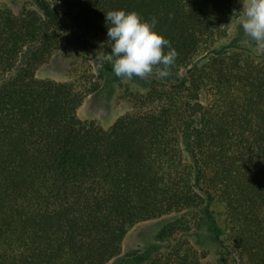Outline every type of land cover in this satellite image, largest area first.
Returning a JSON list of instances; mask_svg holds the SVG:
<instances>
[{
	"label": "trees",
	"instance_id": "1",
	"mask_svg": "<svg viewBox=\"0 0 264 264\" xmlns=\"http://www.w3.org/2000/svg\"><path fill=\"white\" fill-rule=\"evenodd\" d=\"M34 2L0 8V264H106L134 225L169 214L143 264H209L190 238L204 218L235 264H264V66L217 47L240 0ZM119 9L155 17L178 55L155 105L105 129L78 117L85 91L36 67L67 26L110 56Z\"/></svg>",
	"mask_w": 264,
	"mask_h": 264
},
{
	"label": "rangeland",
	"instance_id": "2",
	"mask_svg": "<svg viewBox=\"0 0 264 264\" xmlns=\"http://www.w3.org/2000/svg\"><path fill=\"white\" fill-rule=\"evenodd\" d=\"M0 8H8L15 15L23 9L37 10L34 0H0ZM240 19L241 16L230 23L217 47L249 56L264 66V48L259 47L238 27ZM68 30V26L64 28L60 47L46 61L37 65L36 75L40 79L71 83L85 91L87 95L77 110L81 120L108 129L119 117L155 105L146 100H149L150 92L166 85L162 79L155 74L147 80L138 77L117 78L113 70L107 67V62L112 64V60L105 47L91 44L87 34L80 37L68 33ZM30 53L31 48L28 47L25 54ZM203 97L206 98L205 95ZM211 209L223 220L225 207L219 195H214ZM177 217L169 214L137 223L126 234L121 253L106 264H143L158 247L159 231ZM190 238L199 253L205 256L202 261L209 264H235L233 257L220 248L207 218L200 220Z\"/></svg>",
	"mask_w": 264,
	"mask_h": 264
},
{
	"label": "clouds",
	"instance_id": "3",
	"mask_svg": "<svg viewBox=\"0 0 264 264\" xmlns=\"http://www.w3.org/2000/svg\"><path fill=\"white\" fill-rule=\"evenodd\" d=\"M238 27L259 47L264 48V0H240ZM107 37L111 42L112 70L117 78L147 80L155 74L171 75L177 51L163 33L156 30L157 20L141 18L135 11L122 9L106 13Z\"/></svg>",
	"mask_w": 264,
	"mask_h": 264
}]
</instances>
